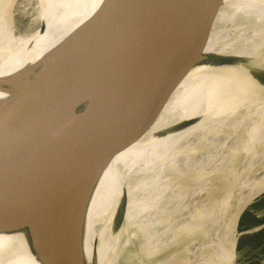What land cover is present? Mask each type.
<instances>
[{
  "label": "bare ground",
  "instance_id": "bare-ground-1",
  "mask_svg": "<svg viewBox=\"0 0 264 264\" xmlns=\"http://www.w3.org/2000/svg\"><path fill=\"white\" fill-rule=\"evenodd\" d=\"M12 2L0 0V48L5 51L0 76L36 62L102 0H45V9L38 10L25 32L13 24ZM44 20L47 29L40 33ZM204 43L208 58L185 72L151 127L104 172L88 212L89 262L96 237L103 264H153L162 255L168 256L160 264H237L240 216L264 186V0H225ZM79 101L74 105L78 114L89 107L93 112L86 96ZM67 110L65 102L52 107L46 119L54 125L46 126L74 134L78 122ZM193 118L198 120L176 133L158 136L167 125ZM23 179L0 171V180L9 183L7 200L35 192L24 197L29 206L23 216L43 223L55 181ZM125 182L130 183L129 208L113 243V196L105 199L98 192L105 183ZM22 244L20 234H0V262L9 264L4 259L8 251L27 261L16 254L22 253Z\"/></svg>",
  "mask_w": 264,
  "mask_h": 264
},
{
  "label": "water",
  "instance_id": "water-1",
  "mask_svg": "<svg viewBox=\"0 0 264 264\" xmlns=\"http://www.w3.org/2000/svg\"><path fill=\"white\" fill-rule=\"evenodd\" d=\"M224 5L225 0H102L36 62L0 76V171L55 181L48 216L39 223L23 216L29 206L24 197L35 192L7 200L9 183L0 180V234L22 235V253L16 248V254L27 256L15 259L8 251L9 264H103L99 238L91 240L92 261L86 256L93 195L113 158L151 127L185 72L208 58L204 41ZM46 29L44 20L40 33ZM85 96L94 110L78 114L74 105ZM61 102L78 122L74 134L46 126L54 125L46 116ZM197 120L169 124L158 136ZM130 183H105L98 192L113 196V243L126 219Z\"/></svg>",
  "mask_w": 264,
  "mask_h": 264
},
{
  "label": "rangeland",
  "instance_id": "rangeland-1",
  "mask_svg": "<svg viewBox=\"0 0 264 264\" xmlns=\"http://www.w3.org/2000/svg\"><path fill=\"white\" fill-rule=\"evenodd\" d=\"M45 0H13L12 8L15 9L13 18V24L17 32H25L30 25L32 18H34L38 10L43 11L45 9ZM6 21V20H5ZM6 23V22H5ZM42 23V22H41ZM40 23V24H41ZM264 193V186L255 195L254 200ZM264 196V195H263ZM263 196L252 201L249 206L244 210V214H253L258 219H264V202ZM254 229V231L246 232L247 230ZM264 228V223L256 224L251 227H242L238 225V230L241 232L238 238L236 261L237 264H264V241L263 237L258 240H249L248 236L256 234ZM168 255H162L156 258L152 263L160 264L167 258ZM174 259V258H173ZM189 260V259H188ZM191 260V259H190ZM177 263L178 260H173Z\"/></svg>",
  "mask_w": 264,
  "mask_h": 264
},
{
  "label": "trees",
  "instance_id": "trees-1",
  "mask_svg": "<svg viewBox=\"0 0 264 264\" xmlns=\"http://www.w3.org/2000/svg\"><path fill=\"white\" fill-rule=\"evenodd\" d=\"M262 201L264 202V196L262 198ZM264 223V219H258L256 216H254L253 214H245V215H242L241 219H240V226L242 227H245V228H249L253 225H256V224H262ZM263 237L262 239V242L264 241V228L257 232L256 234H252L250 236H248V239L249 240H258L259 238Z\"/></svg>",
  "mask_w": 264,
  "mask_h": 264
}]
</instances>
